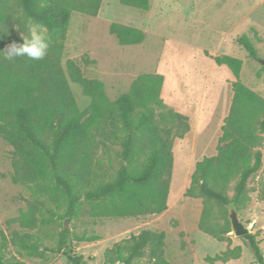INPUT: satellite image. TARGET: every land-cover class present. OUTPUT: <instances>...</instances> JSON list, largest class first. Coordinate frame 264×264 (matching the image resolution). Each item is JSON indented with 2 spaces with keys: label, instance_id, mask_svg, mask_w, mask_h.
<instances>
[{
  "label": "trees",
  "instance_id": "1",
  "mask_svg": "<svg viewBox=\"0 0 264 264\" xmlns=\"http://www.w3.org/2000/svg\"><path fill=\"white\" fill-rule=\"evenodd\" d=\"M102 0H0V51L13 41L23 43L26 21L31 19L47 29L50 46L39 61L26 57L5 60L0 54V138L11 148V180L39 196L55 199L64 208L61 218L78 215L81 202L90 205L96 216L137 217L160 214L167 208L172 169L171 145L188 131L185 116L165 107L160 99L163 77L139 74L128 90L114 100L102 82L84 78L77 64L61 67L63 41L73 12L95 17ZM149 0H119L123 6L147 10ZM16 15V16H15ZM108 31L120 46L140 44L142 31L111 23ZM238 45L252 60L255 50L245 36ZM232 74V98L222 125L220 146L214 156L196 163L185 196L202 198L198 229L216 241H230V224L219 213L233 204L239 209L247 198V182L261 168L260 151L264 133V99L244 86L239 75L242 63L230 56L214 58ZM69 82L78 84L88 99L78 107ZM118 145L121 160L114 178L107 182L90 179V154L98 146ZM234 182L233 194L227 195ZM264 200V190L260 195ZM82 199V201H81ZM214 208L216 211H214ZM16 221L24 228L35 227V219L20 214ZM68 232L62 230L55 248L61 252ZM247 242L257 264H264L253 234L241 237ZM163 233L147 230L130 236L104 252L103 264H132L147 257V264H170L163 256ZM80 240L92 239L82 237ZM10 242L21 251L38 255V238L16 235ZM7 238L0 232V264H22L7 260ZM47 250V249H43ZM240 248L227 249L206 262L225 263L238 259ZM69 264H84L81 257L69 256Z\"/></svg>",
  "mask_w": 264,
  "mask_h": 264
},
{
  "label": "rangeland",
  "instance_id": "2",
  "mask_svg": "<svg viewBox=\"0 0 264 264\" xmlns=\"http://www.w3.org/2000/svg\"><path fill=\"white\" fill-rule=\"evenodd\" d=\"M16 16V15H15ZM111 23L143 32L140 44L120 46L108 31ZM245 36L255 50L252 60L237 43ZM230 56L241 61L240 82L264 99V0H149L147 10L123 6L119 0H102L98 14L90 17L73 12L63 41L61 67L73 61L87 79L102 82L106 96L114 100L126 92L142 73L163 77L160 99L163 105L188 120L189 129L182 138L172 140V169L167 208L160 214L137 217L96 216L90 205L81 202L78 215L61 218L64 208L55 199L34 194L29 187L11 180L12 148L0 138V232L8 240L5 259L22 264H69L68 257H81L84 264H103L104 252L114 244L143 230L163 233V256L170 264H209L214 257L234 247L238 259L213 264H257L248 244L229 233L230 241H216L198 229L202 198L185 196L195 165L214 156L220 143L222 125L228 114L234 78L214 58ZM78 107L88 99L81 87L69 82ZM259 148L264 159V133ZM118 145L98 146L90 154V187L114 178L121 160ZM264 167V166H263ZM234 182L227 191L233 194ZM264 168L247 182V198L239 209L228 205L216 215L226 216L233 206L239 221L255 235L264 261ZM82 201V199H81ZM29 214L35 227H22L16 218ZM229 222V220H228ZM68 232L64 249L55 248L60 232ZM29 234L39 239L38 255H30L14 246L13 235ZM90 238L83 241L80 238ZM47 249V250H43ZM147 257L132 264H147Z\"/></svg>",
  "mask_w": 264,
  "mask_h": 264
},
{
  "label": "clouds",
  "instance_id": "3",
  "mask_svg": "<svg viewBox=\"0 0 264 264\" xmlns=\"http://www.w3.org/2000/svg\"><path fill=\"white\" fill-rule=\"evenodd\" d=\"M27 35L21 34L23 43L13 41L3 51V58L12 61L17 57H26L29 60L39 61L47 55L50 46V37L47 29L31 19L26 21Z\"/></svg>",
  "mask_w": 264,
  "mask_h": 264
},
{
  "label": "water",
  "instance_id": "4",
  "mask_svg": "<svg viewBox=\"0 0 264 264\" xmlns=\"http://www.w3.org/2000/svg\"><path fill=\"white\" fill-rule=\"evenodd\" d=\"M264 66V61H259ZM228 220L230 224L231 234L234 237H242L247 234H251L250 230L242 224L236 214L233 206L229 208Z\"/></svg>",
  "mask_w": 264,
  "mask_h": 264
}]
</instances>
